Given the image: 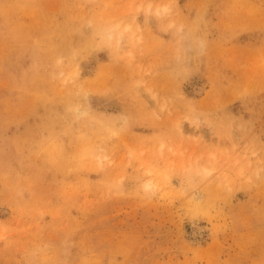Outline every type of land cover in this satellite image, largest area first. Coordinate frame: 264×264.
Segmentation results:
<instances>
[{"label": "rangeland", "instance_id": "rangeland-1", "mask_svg": "<svg viewBox=\"0 0 264 264\" xmlns=\"http://www.w3.org/2000/svg\"><path fill=\"white\" fill-rule=\"evenodd\" d=\"M0 264H264V0H0Z\"/></svg>", "mask_w": 264, "mask_h": 264}, {"label": "bare ground", "instance_id": "bare-ground-1", "mask_svg": "<svg viewBox=\"0 0 264 264\" xmlns=\"http://www.w3.org/2000/svg\"><path fill=\"white\" fill-rule=\"evenodd\" d=\"M129 28V25H125L124 26V29L125 30H128ZM109 37L112 36V33H113V27L111 29H109L108 31L105 32ZM122 39V32L121 31H118L117 32V35H116V41L117 43ZM64 83V82H63ZM149 171V170H148ZM146 188L148 189L149 188V185L147 184L146 185ZM192 196L195 200H201L202 199V194L200 191L198 190H194L193 193H192Z\"/></svg>", "mask_w": 264, "mask_h": 264}]
</instances>
